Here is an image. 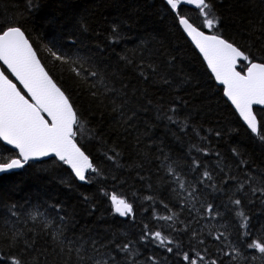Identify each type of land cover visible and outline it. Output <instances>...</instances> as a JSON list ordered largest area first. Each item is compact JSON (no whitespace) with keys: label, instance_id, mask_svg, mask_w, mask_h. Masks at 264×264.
Instances as JSON below:
<instances>
[{"label":"trees","instance_id":"trees-1","mask_svg":"<svg viewBox=\"0 0 264 264\" xmlns=\"http://www.w3.org/2000/svg\"><path fill=\"white\" fill-rule=\"evenodd\" d=\"M209 3L220 20L212 31L255 62L264 61V0ZM180 14L212 34L199 11L181 6ZM6 24L21 27L45 71L69 98L82 125L78 147L98 172L78 181L65 164L49 158L0 175L4 264L11 256L21 264H93L109 252L118 264H128L114 247L124 241H132L138 264H153L149 257L155 264H185L184 253L204 255V264H257V259L264 264L246 246L264 238V196L251 191L264 188V142L224 100L164 0H0V27ZM49 48L84 57L83 68L55 60ZM72 68L84 74L77 76ZM240 68L244 72L247 62ZM92 69L101 76H88L85 70ZM255 112L264 121V110ZM14 154L0 142V156ZM193 159L200 167L193 168ZM169 165L185 190L168 174ZM205 169L213 180L201 184ZM228 177L234 179L225 184ZM190 185L197 188L195 198L188 195ZM113 195L133 205L132 216L114 212ZM236 198L242 201L239 208L231 203ZM208 205L213 214L205 211ZM239 211L248 218L251 236L241 235L246 230ZM173 214L172 221L158 219ZM145 225L149 233L173 238V252L150 236L141 241Z\"/></svg>","mask_w":264,"mask_h":264},{"label":"snow or ice","instance_id":"snow-or-ice-1","mask_svg":"<svg viewBox=\"0 0 264 264\" xmlns=\"http://www.w3.org/2000/svg\"><path fill=\"white\" fill-rule=\"evenodd\" d=\"M166 4L176 14L179 25L183 26L184 31L203 54L208 67L215 75V79L221 85H224V95L234 105L239 117L242 118L251 133L257 134L259 139L264 142V126H262L264 121H258L257 114L254 111V105L264 106V61L255 62L249 54L225 39L218 31H212L214 29L218 30L220 20L213 13L209 0H166ZM182 5H194L203 17V27L207 28L212 34H205L204 31L193 26L188 18L181 15ZM112 31L116 33L115 26H113ZM48 51L55 60L61 63L79 64L83 68L84 57L72 58L52 48H49ZM238 62H247L246 74L242 75L240 71L236 70ZM0 63L6 66L7 71L23 86L21 90L4 71H0V142H3V146H11V149L15 150L14 155L0 156V174L23 169L30 161L54 157L63 164L68 165L79 181H87L89 177L86 173L88 171L96 173L98 169L78 147L76 141L77 129L82 127L78 113L74 110L65 93L57 87L48 73L45 72L44 67L41 66L37 58L36 51L20 26L6 24L0 27ZM72 71L77 76L84 74L75 68H72ZM85 71L91 77L101 76V73L95 69ZM171 111H175V109L173 108ZM167 119L170 122H176L172 116H168ZM233 152L239 155L235 149H233ZM108 158L115 159L112 156ZM246 163L247 161H240L242 165ZM198 167H200L199 162L193 159V168ZM168 174L175 176L180 189L185 190L183 179L176 174L171 165L168 166ZM202 177L201 184L213 180L212 173L207 169L203 171ZM229 179H234V177L226 178L224 183L227 184ZM249 179H252V177H249ZM211 186L215 187V184ZM242 189L243 185L238 190ZM196 191V186L190 185L188 195L195 198ZM251 191L253 195L259 191L264 196V188H252ZM110 199L116 214L121 217L133 215V205L126 199H118L115 195L111 196ZM146 199L151 200L152 197L149 196ZM231 203L239 208L242 201L236 198L232 199ZM54 207L59 212V206ZM164 207L167 208L168 206L165 204ZM205 211L213 214L212 205H208ZM15 214L13 212V215ZM174 215L159 216L158 219L172 221ZM238 215L241 218V228L246 230L241 235L244 237L251 236L247 216L243 211H239ZM59 219L63 221L64 216H60ZM223 235L221 233L214 239L219 240ZM149 236L152 241L157 243V246L164 247L167 252H173L172 246L176 244L173 238L164 235L161 231L149 233L147 225H145V232L140 239L145 241ZM196 236L197 233L193 232V239ZM56 238V236H53V239ZM199 242L203 243L202 240ZM246 246L248 249H254L264 258V238L249 240ZM92 247L97 253L100 252V248L96 246L95 241L92 242ZM100 247H107V245H101ZM114 247L116 252L125 254L128 258V264H138V261L134 259L136 250L133 249L132 241L116 243ZM79 251L80 249H77V252ZM232 252L239 254L238 249L235 248ZM224 255L230 256L231 253L225 252ZM182 258L185 264H204L206 259L204 255L199 253L196 254V258L184 253ZM80 259H83V257L81 256ZM148 259L155 264L152 257ZM252 260L255 261L256 256H252ZM0 264H4L3 257H0ZM8 264H21V261L15 256H11ZM93 264H118V261L116 256L109 252L105 257L94 259ZM208 264H219V262L211 260Z\"/></svg>","mask_w":264,"mask_h":264},{"label":"water","instance_id":"water-1","mask_svg":"<svg viewBox=\"0 0 264 264\" xmlns=\"http://www.w3.org/2000/svg\"><path fill=\"white\" fill-rule=\"evenodd\" d=\"M166 3V0H164ZM183 7H187L190 8L193 11H197L198 9L195 8L194 5H182ZM179 29L181 30L182 34L185 36L186 40H188V42L190 43V45L194 48V50L196 51V53L199 55V57L201 58V60L203 61L208 73L210 74L211 78L213 79L214 83L216 84L217 87L222 89V96L224 98V100L228 103V105L231 107V109L234 111V113L236 114V116L239 118L240 122L244 125V127L250 131V129H248L247 125L244 123V121L242 120V118L239 117L237 111L235 110L234 105L231 104V101L224 95V85H221L216 79H215V75L211 72V69L208 67L207 65V61L204 59L203 54L199 51V49L195 46V43L192 41L191 37L188 36V34L184 31L183 26L179 25ZM194 26V25H193ZM244 63V62H238L237 64V71H240V64ZM42 66V65H41ZM2 69H4L9 77V79H11L13 81V83H15L17 85L18 88H20L21 90L23 89V86L19 84V81H17L15 79L14 76H12V74L10 72L7 71L6 66H3L2 63H0V71H2ZM247 68L244 72H241L242 75L246 74ZM30 99V98H29ZM254 109H259V110H264V106H260V105H254ZM256 135V134H254ZM3 144V142H1ZM8 148L11 149V146H7ZM13 150V149H12ZM15 151V150H14ZM49 158H54V157H46V158H42L40 160H36V161H30V162H39V161H46ZM56 159V158H54ZM56 161H59L58 159H56ZM63 163V162H62ZM67 167L69 168V170L73 173V171L71 170V168L67 165ZM19 170V169H17ZM17 170H13L12 172H16ZM74 174V173H73ZM87 174V173H86ZM2 175V174H0ZM75 176V174H74ZM76 178V177H75ZM77 179V178H76ZM78 180V179H77Z\"/></svg>","mask_w":264,"mask_h":264},{"label":"bare ground","instance_id":"bare-ground-1","mask_svg":"<svg viewBox=\"0 0 264 264\" xmlns=\"http://www.w3.org/2000/svg\"><path fill=\"white\" fill-rule=\"evenodd\" d=\"M39 162H43V161H39Z\"/></svg>","mask_w":264,"mask_h":264},{"label":"rangeland","instance_id":"rangeland-1","mask_svg":"<svg viewBox=\"0 0 264 264\" xmlns=\"http://www.w3.org/2000/svg\"><path fill=\"white\" fill-rule=\"evenodd\" d=\"M181 31V30H180Z\"/></svg>","mask_w":264,"mask_h":264}]
</instances>
